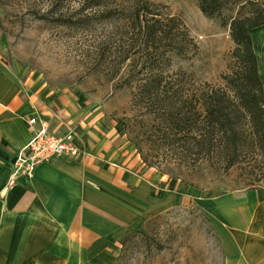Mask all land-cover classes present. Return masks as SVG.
Segmentation results:
<instances>
[{
    "label": "crops",
    "instance_id": "0c3cea01",
    "mask_svg": "<svg viewBox=\"0 0 264 264\" xmlns=\"http://www.w3.org/2000/svg\"><path fill=\"white\" fill-rule=\"evenodd\" d=\"M249 34L264 90V24ZM31 119L58 133L73 126L87 155L53 158L8 186L9 166L38 128ZM0 147V264H116L123 237L183 198L202 201L215 220L224 264H264V187L209 196L136 169L133 145L92 98L45 87L1 60Z\"/></svg>",
    "mask_w": 264,
    "mask_h": 264
},
{
    "label": "trees",
    "instance_id": "16d2710c",
    "mask_svg": "<svg viewBox=\"0 0 264 264\" xmlns=\"http://www.w3.org/2000/svg\"><path fill=\"white\" fill-rule=\"evenodd\" d=\"M63 1L77 2L78 8L68 18H56L59 26L87 31L92 10L101 11L97 22L121 23L122 39L101 42L89 56L96 67L113 65L108 81L117 79L118 88L129 89L130 116L124 118L123 132L134 140L147 169L175 163L190 171L207 162L225 173L238 167L252 182L264 179V90L249 34L264 24V0H195L204 17L219 18L228 27L233 43L229 71L218 86L172 69L173 56L194 54L197 45L182 20L161 5L113 0L110 9L108 0H48L44 14ZM233 7L234 15L223 16ZM123 65L126 73H120ZM137 234H127L120 245Z\"/></svg>",
    "mask_w": 264,
    "mask_h": 264
},
{
    "label": "rangeland",
    "instance_id": "374dc122",
    "mask_svg": "<svg viewBox=\"0 0 264 264\" xmlns=\"http://www.w3.org/2000/svg\"><path fill=\"white\" fill-rule=\"evenodd\" d=\"M149 1L161 5L162 11L178 16L197 45L194 54L173 56L172 69H183L201 82L222 85L221 76L229 71L230 52L233 49L228 27H222L219 18L204 17L195 0ZM108 2L110 9H113L116 3L113 0ZM50 6L48 0H0L1 62L25 69L27 74L45 87L81 91L86 97L92 98L94 104L105 112V117L119 125L124 133V118L130 116V91L118 88L117 79L108 81L113 73V65L96 67L90 57L95 53L94 46L101 42L111 41L112 38L122 39L119 36L121 23L97 22L101 11L92 10L88 16L92 17L93 22L87 31L71 30L59 26L55 19L68 18L78 8L77 2L63 1L58 4L56 11L44 14ZM236 10V7L225 10L223 16L234 15ZM40 16L46 17L40 19ZM127 68L123 65L120 73H126ZM50 118L54 122H63L54 113ZM47 123L58 134V130ZM66 127L70 126L64 123L61 134ZM39 128L40 125L32 132V136ZM72 129L75 131L73 126ZM130 140L135 150L136 169L158 173L172 180H182L187 186L197 189V192L210 196L225 190L236 192L264 187V179L252 182V178L249 181L238 167L225 173L220 166L207 162L196 165L190 171L175 163H167L151 171L141 160L143 157L136 152L132 143L134 140ZM74 144L79 151L77 156L87 155L85 150L77 147L75 140ZM145 152L147 149L144 146L142 154ZM4 161L0 147V168L7 165ZM149 162L154 161L150 159ZM201 202L183 198L177 206L162 212L155 222L150 220L152 218L147 219L139 229L129 233L141 234L134 235L121 246L116 264H224L225 255L217 224L200 205Z\"/></svg>",
    "mask_w": 264,
    "mask_h": 264
},
{
    "label": "built area",
    "instance_id": "2783aa9c",
    "mask_svg": "<svg viewBox=\"0 0 264 264\" xmlns=\"http://www.w3.org/2000/svg\"><path fill=\"white\" fill-rule=\"evenodd\" d=\"M30 123H37L40 128L13 159L9 168L8 186H13L19 179L31 177L38 166L53 158L79 154L74 144L75 131L72 126L66 127L62 134H57L45 121L31 119Z\"/></svg>",
    "mask_w": 264,
    "mask_h": 264
}]
</instances>
